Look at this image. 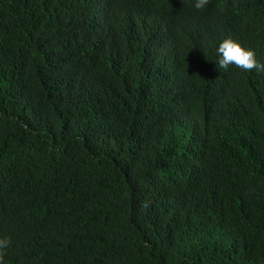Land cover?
I'll return each mask as SVG.
<instances>
[{"label": "trees", "instance_id": "obj_1", "mask_svg": "<svg viewBox=\"0 0 264 264\" xmlns=\"http://www.w3.org/2000/svg\"><path fill=\"white\" fill-rule=\"evenodd\" d=\"M195 3L0 0L3 264H264V0Z\"/></svg>", "mask_w": 264, "mask_h": 264}, {"label": "clouds", "instance_id": "obj_2", "mask_svg": "<svg viewBox=\"0 0 264 264\" xmlns=\"http://www.w3.org/2000/svg\"><path fill=\"white\" fill-rule=\"evenodd\" d=\"M208 3H209V0H196L195 8L203 9ZM207 6H210V5H207ZM197 18L200 20L201 26L205 25L201 21L202 18H200V16ZM252 21L248 19L240 20L239 26H236L234 28L233 39L230 37L226 38L219 44V47L217 49L218 53L221 56L218 62L219 68L228 69L229 65H233V67L241 68L245 71H250L253 69L264 71V64L258 63L255 58L254 52L252 50H248L245 48V46L251 45L254 39V34H253L254 30H253ZM193 30H194L193 24L186 21L183 23L182 27L180 28L179 34L182 33L183 35H188ZM245 39H248V42H245ZM206 41L208 44V40ZM206 48L207 47L200 46L201 51H204ZM30 218L32 217L27 216L25 214L26 220L31 221ZM18 229L23 230L20 227H18ZM9 245H10V238H0V264H3L4 255H5L4 250H6L9 247Z\"/></svg>", "mask_w": 264, "mask_h": 264}]
</instances>
